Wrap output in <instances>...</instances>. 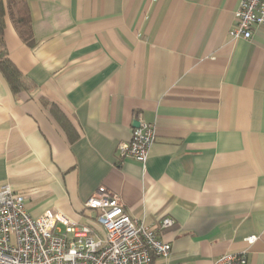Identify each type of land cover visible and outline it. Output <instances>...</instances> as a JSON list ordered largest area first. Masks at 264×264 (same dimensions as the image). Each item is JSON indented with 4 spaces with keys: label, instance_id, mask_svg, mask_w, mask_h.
I'll return each instance as SVG.
<instances>
[{
    "label": "crops",
    "instance_id": "1",
    "mask_svg": "<svg viewBox=\"0 0 264 264\" xmlns=\"http://www.w3.org/2000/svg\"><path fill=\"white\" fill-rule=\"evenodd\" d=\"M240 2L27 0L33 45L9 19L2 36L30 82L0 72V188L79 222L109 191L170 243L154 264H264V26L233 39ZM140 120L144 164L117 152Z\"/></svg>",
    "mask_w": 264,
    "mask_h": 264
},
{
    "label": "built area",
    "instance_id": "2",
    "mask_svg": "<svg viewBox=\"0 0 264 264\" xmlns=\"http://www.w3.org/2000/svg\"><path fill=\"white\" fill-rule=\"evenodd\" d=\"M255 26H264V0H241L229 35L248 39ZM155 134L154 124L138 121L131 138L118 143L119 156L144 164ZM85 207L94 211L85 222L60 211L33 217L25 209L22 194L1 187L0 264H150L152 257L170 254V243L131 218L115 194L95 191ZM173 223L169 216L158 220L159 228ZM254 240V236L247 238L249 243ZM213 264H247L246 251L225 253Z\"/></svg>",
    "mask_w": 264,
    "mask_h": 264
},
{
    "label": "trees",
    "instance_id": "3",
    "mask_svg": "<svg viewBox=\"0 0 264 264\" xmlns=\"http://www.w3.org/2000/svg\"><path fill=\"white\" fill-rule=\"evenodd\" d=\"M9 19L20 39L33 45L31 16L27 0H0V72L13 91L26 88L30 80L10 59L3 40V32ZM152 257L150 264H154Z\"/></svg>",
    "mask_w": 264,
    "mask_h": 264
},
{
    "label": "water",
    "instance_id": "4",
    "mask_svg": "<svg viewBox=\"0 0 264 264\" xmlns=\"http://www.w3.org/2000/svg\"><path fill=\"white\" fill-rule=\"evenodd\" d=\"M134 126H138V122L137 121L134 122Z\"/></svg>",
    "mask_w": 264,
    "mask_h": 264
}]
</instances>
